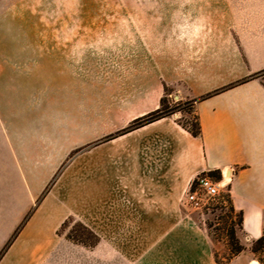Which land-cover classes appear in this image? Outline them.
Masks as SVG:
<instances>
[{"label": "crops", "instance_id": "0c3cea01", "mask_svg": "<svg viewBox=\"0 0 264 264\" xmlns=\"http://www.w3.org/2000/svg\"><path fill=\"white\" fill-rule=\"evenodd\" d=\"M18 51L0 52V253L23 224L0 264H217L184 207L215 170L243 217L245 249L227 264H261L250 246L264 225V0L174 1L170 47L105 75L66 58L29 71ZM164 96L193 102L200 136L176 114L123 131ZM70 220L97 244L58 233Z\"/></svg>", "mask_w": 264, "mask_h": 264}, {"label": "rangeland", "instance_id": "374dc122", "mask_svg": "<svg viewBox=\"0 0 264 264\" xmlns=\"http://www.w3.org/2000/svg\"><path fill=\"white\" fill-rule=\"evenodd\" d=\"M174 1L187 0H0V52L9 59L10 49H18L19 55L13 58L16 62L28 59L29 71L43 70L48 59L58 67L66 58L68 63L99 64L100 74L105 75L108 65L138 58L139 49L170 47ZM166 99L170 106L180 103L181 110L175 114L181 122H193L188 100ZM211 204L196 209L185 203L184 207L199 224L209 226L215 251L223 260L227 237L217 228L225 225L227 207L212 208ZM75 229L77 222L70 220L63 232ZM258 256L264 260V251Z\"/></svg>", "mask_w": 264, "mask_h": 264}, {"label": "trees", "instance_id": "16d2710c", "mask_svg": "<svg viewBox=\"0 0 264 264\" xmlns=\"http://www.w3.org/2000/svg\"><path fill=\"white\" fill-rule=\"evenodd\" d=\"M165 93L169 92V89L167 87H164ZM167 101V102H166ZM191 104V111H193V102L192 101H187ZM180 103L174 106H170L168 104V99H166V96L162 97L160 101V106L155 109L154 111H151L147 113L146 115L139 117L135 120H133L123 131H128L134 128H138L140 126H143L145 124H148L152 121L161 119L163 117H168L172 116L176 112L180 111ZM178 123L186 129L190 134H192L195 137H198L201 135V126L199 123L198 116L194 113V120L191 124H188V122H181L179 119H177ZM209 175L214 177L217 180L221 179V172L219 170L211 171L209 172ZM225 204L223 202L219 203H212L210 207L212 208H225L227 207V213L223 216L225 225L223 227H218L217 230L225 231V235L227 237L226 245L228 248V253L224 256L223 260H220L216 251L214 253V258L217 264H227L228 261L241 251L245 249V246L240 243V240L237 236V233L239 230L242 228V213L238 212L234 209L230 194L227 192L223 195ZM29 215V214H28ZM28 217V216H27ZM69 221H66L61 228L59 229L58 233H62L64 227L67 225ZM229 222V223H228ZM23 224V223H22ZM22 224L17 228V230L14 232L12 238L8 241V243L5 245V247L2 249V252L0 253V256L5 252L9 244L12 242V240L15 238V236L18 234ZM210 237L214 241L215 239L213 238L212 233L209 230V226L206 227ZM74 232V233H73ZM66 237L68 240L72 241L73 243L83 245L87 248H91L94 245L97 244L99 238L98 236L93 233L89 228H87L85 225L78 223L77 222V230L75 229L70 230L67 234ZM251 252L254 254L256 259L261 263L264 264V260L258 256L259 252L264 251V225L262 229V234L261 236L254 240L250 246Z\"/></svg>", "mask_w": 264, "mask_h": 264}, {"label": "built area", "instance_id": "2783aa9c", "mask_svg": "<svg viewBox=\"0 0 264 264\" xmlns=\"http://www.w3.org/2000/svg\"><path fill=\"white\" fill-rule=\"evenodd\" d=\"M223 179L217 180L209 174H199L186 192L184 202L196 209L208 207L210 202L225 204L223 195L228 190Z\"/></svg>", "mask_w": 264, "mask_h": 264}]
</instances>
